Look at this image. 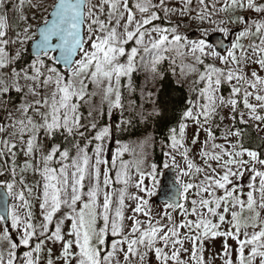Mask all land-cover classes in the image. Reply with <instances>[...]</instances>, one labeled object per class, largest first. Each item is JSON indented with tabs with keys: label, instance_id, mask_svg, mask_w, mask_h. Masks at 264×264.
I'll list each match as a JSON object with an SVG mask.
<instances>
[{
	"label": "snow or ice",
	"instance_id": "1",
	"mask_svg": "<svg viewBox=\"0 0 264 264\" xmlns=\"http://www.w3.org/2000/svg\"><path fill=\"white\" fill-rule=\"evenodd\" d=\"M168 74L187 96L157 159L118 133L169 118ZM249 129L264 0H0V264H264Z\"/></svg>",
	"mask_w": 264,
	"mask_h": 264
},
{
	"label": "trees",
	"instance_id": "2",
	"mask_svg": "<svg viewBox=\"0 0 264 264\" xmlns=\"http://www.w3.org/2000/svg\"><path fill=\"white\" fill-rule=\"evenodd\" d=\"M134 78L137 85H139L142 82V77H139L138 75L135 74ZM161 83H163L164 87L161 89V96L159 102H162L164 105L167 106L169 110V118L163 121L162 123H158L155 127L152 126L146 127L144 124H140L136 121L134 123L136 126L131 128V130L124 137V139L126 138L128 140H134L136 138L144 137L150 132L153 133L156 137V143H157V147L154 148V155L157 159H159L161 156V153L159 152L158 149L159 141L164 137L167 126L171 124L174 119L173 112L183 105V102L187 96V93L184 88L177 87L174 84L170 74H168L165 77V80L162 81ZM131 98L136 99L137 104L140 103L139 99L137 98V94H134ZM145 107L149 108L150 106L145 105ZM217 132H219V130H217ZM249 134L252 137H257V135L259 137H262L252 129H249Z\"/></svg>",
	"mask_w": 264,
	"mask_h": 264
},
{
	"label": "rangeland",
	"instance_id": "3",
	"mask_svg": "<svg viewBox=\"0 0 264 264\" xmlns=\"http://www.w3.org/2000/svg\"><path fill=\"white\" fill-rule=\"evenodd\" d=\"M25 12L28 13L29 15L31 14L30 10H29L27 7L25 8ZM195 27H196V25L193 24L190 28H186V29H184V31H185L187 34L190 35L191 33H193ZM190 30H193V31H190ZM134 75H135V74H134ZM139 77H142V76H139ZM142 79H143V77H142ZM134 82L136 83V81H134ZM126 115H131V113H127V112H126ZM135 122H136V120L133 121V123H135ZM225 123H228V121L226 120ZM193 131H194V128H190V129H189V138H191V135H192V132H193ZM127 133H128V132L123 133V134L118 133V135H123V136H124V135H126ZM259 135L262 136V137H264V132H260ZM203 136H204V134L201 133V139H203ZM144 137H145V136H144ZM144 137L136 138V139H134V140H128V139L125 138L124 141H125V142L134 141V142H137V143H138V142H139L140 140H142ZM156 147H157V143L155 142L154 147H151V146H150V147L146 148V151H150V152H153V153H154V148H156ZM197 147H198V145H197ZM158 149H159V152H160V143L158 144ZM137 151L139 152V148H137ZM125 158H126V159H129L130 157L126 156ZM161 183H162V181H161ZM153 199L155 200V199H157V198L154 197ZM230 243H232V242L230 241ZM216 250H219L218 247H217ZM207 256H208V253L206 252V253H205V257L207 258ZM216 264H220V261L217 260V261H216Z\"/></svg>",
	"mask_w": 264,
	"mask_h": 264
},
{
	"label": "water",
	"instance_id": "4",
	"mask_svg": "<svg viewBox=\"0 0 264 264\" xmlns=\"http://www.w3.org/2000/svg\"><path fill=\"white\" fill-rule=\"evenodd\" d=\"M197 34L196 33H193L191 36H196ZM209 39H211V36L209 37ZM166 175H168V176H172V175H174L173 173H171V172H167L166 173ZM165 181H164V179L162 180V185H163V183H164ZM171 185H169V187H170ZM3 190L2 189H0V192H2Z\"/></svg>",
	"mask_w": 264,
	"mask_h": 264
}]
</instances>
